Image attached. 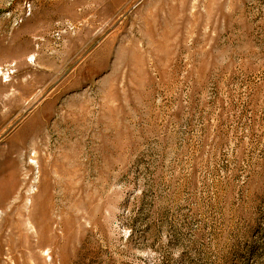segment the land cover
Wrapping results in <instances>:
<instances>
[{
    "label": "rangeland",
    "instance_id": "374dc122",
    "mask_svg": "<svg viewBox=\"0 0 264 264\" xmlns=\"http://www.w3.org/2000/svg\"><path fill=\"white\" fill-rule=\"evenodd\" d=\"M0 264H264V0H0Z\"/></svg>",
    "mask_w": 264,
    "mask_h": 264
}]
</instances>
